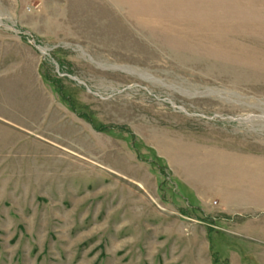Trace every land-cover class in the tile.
I'll return each mask as SVG.
<instances>
[{"label":"rangeland","instance_id":"374dc122","mask_svg":"<svg viewBox=\"0 0 264 264\" xmlns=\"http://www.w3.org/2000/svg\"><path fill=\"white\" fill-rule=\"evenodd\" d=\"M257 103L264 0H0V264H257Z\"/></svg>","mask_w":264,"mask_h":264},{"label":"bare ground","instance_id":"6f19581e","mask_svg":"<svg viewBox=\"0 0 264 264\" xmlns=\"http://www.w3.org/2000/svg\"><path fill=\"white\" fill-rule=\"evenodd\" d=\"M120 70H124V71H127V72H134L133 70H129V69H126V68H120ZM132 74V73H131ZM136 74V73H135ZM142 74V73H141ZM140 74V75H141ZM146 77V76H145ZM148 78H149V76H148ZM147 80V79H146ZM209 91H207L208 93H212V94H216L217 96H218V94H219V92L217 91V90H213V89H208ZM230 93V92H229ZM222 95H223V93H222ZM225 95V94H224ZM230 96V95H229ZM216 97V96H215ZM222 97V96H221ZM223 97H225V96H223ZM231 97H233V96H231ZM235 97V96H234ZM237 98V97H236ZM242 99V98H241ZM221 101H223V100H221ZM233 102V101H232ZM243 102H245V101H243ZM252 103V102H251ZM235 104V103H234ZM243 104H246V102L245 103H243ZM254 104H255V102H254ZM249 105V104H248ZM253 105V104H252ZM257 105L258 106H261V107H263L264 108V103H257ZM251 106V105H250ZM255 106V105H254ZM249 108V107H248ZM263 108H261V109H263ZM251 109V108H250ZM261 113V112H260ZM256 121L257 122H260V125L262 126V125H264V113H263V115H262V118H260V119H256ZM254 123V122H253ZM256 123V122H255ZM251 125V124H250ZM256 126H258V125H256Z\"/></svg>","mask_w":264,"mask_h":264},{"label":"crops","instance_id":"0c3cea01","mask_svg":"<svg viewBox=\"0 0 264 264\" xmlns=\"http://www.w3.org/2000/svg\"><path fill=\"white\" fill-rule=\"evenodd\" d=\"M261 238H263V239H261ZM258 241H260V243H262L263 246H262V249L259 247L260 250H261V252L258 253V255H257V257L255 258V260L258 261L257 264H264V236L260 237V239H259ZM262 250H263V251H262ZM258 252H259V250H258ZM242 258H243V257H242ZM243 259H244V258H243Z\"/></svg>","mask_w":264,"mask_h":264}]
</instances>
